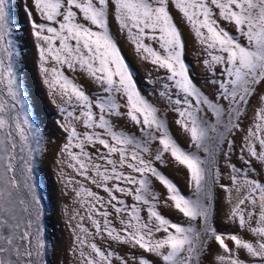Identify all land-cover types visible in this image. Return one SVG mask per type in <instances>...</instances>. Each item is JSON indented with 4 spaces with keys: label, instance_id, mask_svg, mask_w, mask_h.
<instances>
[{
    "label": "snow or ice",
    "instance_id": "6c2138e0",
    "mask_svg": "<svg viewBox=\"0 0 264 264\" xmlns=\"http://www.w3.org/2000/svg\"><path fill=\"white\" fill-rule=\"evenodd\" d=\"M13 8V0H0V264H46L33 167L43 138L21 79ZM174 13L203 49L212 96L189 75ZM26 15L43 83L62 102L67 140L61 155L67 159L61 162L82 178L61 173L83 209L69 218L77 220L79 264H264V182L252 175L256 165L264 170V108L253 124H243L250 98L264 91V0H32ZM113 23L135 54L164 70L159 96L188 135V149L142 94ZM68 72L83 74L97 95ZM112 117L126 118L136 133L117 131ZM234 154L242 167L232 162ZM170 164L186 170L190 195L160 170ZM217 190L235 231L215 224ZM161 207L181 220L165 217ZM112 242L126 245L131 256L118 255Z\"/></svg>",
    "mask_w": 264,
    "mask_h": 264
},
{
    "label": "rangeland",
    "instance_id": "374dc122",
    "mask_svg": "<svg viewBox=\"0 0 264 264\" xmlns=\"http://www.w3.org/2000/svg\"><path fill=\"white\" fill-rule=\"evenodd\" d=\"M13 12L17 21V42L21 52V79L27 93L28 103L30 106V114L32 121L41 130L42 146L41 150L35 154L33 161L36 182L38 185V194L41 198L42 207V230L43 239L45 241L44 259L46 264H79L78 255L74 253V233L73 229L77 220H71L70 216L74 215L76 210L83 215V209L75 202V197L70 188L65 187V177L61 176L64 172L76 179H82L75 176V173L67 169L62 160H66L65 156L61 155L63 145L67 140L61 124L64 122V114L60 112L59 106L62 102L59 97H54L50 94L48 87L43 83V78L38 68V51L37 42L34 40L32 30L26 15V8L32 6V0H13ZM174 17L180 27L185 39V54L184 60L189 67V75L193 82L207 95L212 96L214 89L207 83L208 73L203 64L206 58L202 47L193 38L191 31L185 23L181 21L179 14L174 13ZM37 22H40L39 20ZM235 35V30L230 25H222ZM112 32L117 38L118 44L122 50L126 62L130 65L134 73V79L137 81L138 87L142 94L156 107L160 109L162 116L167 117L170 134L175 138L179 145L185 149L189 148V137L183 133L176 125L175 114L170 111L167 101L159 96L161 84L165 81L161 79L165 75L164 70H157L150 62L144 61L140 56L134 53L133 47L125 40V38L117 31V25H111ZM241 42L243 43L242 38ZM155 47V45H153ZM70 77L74 76L76 82L82 85L85 91L92 97L97 95V90L94 83L90 82L83 74L67 73ZM264 91L253 95L249 100V107L246 113V118L243 120L245 127L250 126L255 122V113L259 108H264ZM113 126L117 131H126L136 133L135 126L132 125L126 118L112 117ZM78 131H85L80 125H77ZM237 145H239V136H237ZM99 147V146H97ZM155 145L153 149L155 150ZM75 151V150H74ZM95 155V150L89 149ZM167 158V157H166ZM232 162L237 167H242V162L237 158V155L232 156ZM160 167L159 165H157ZM160 170L172 179L180 188L182 193L190 195V189L187 182L186 170L179 166L169 165L161 167ZM227 176V171L223 170ZM252 175L255 178L264 182V170L256 165V173ZM86 183V182H85ZM93 191L98 192L101 196L107 197V194L91 184H86ZM154 187L157 191L163 193L165 189L154 181ZM235 195V194H234ZM131 204V198H127ZM111 211V209H109ZM161 213L171 219L173 222H178L181 217L178 213L168 208L161 207ZM229 209L224 202V193L217 190V203L215 224L218 229L223 231H235L234 226L227 224V213ZM146 215V213H142ZM86 226H90L87 219L84 220ZM114 224L119 227V222L114 220ZM246 239H252L247 233H241ZM98 245L107 247L104 241L97 240ZM112 250L118 255L128 254L131 256V251L126 245H118L112 242ZM211 251H216V246L213 245ZM242 258H246L241 253ZM211 260V257H208ZM207 264V261L205 262Z\"/></svg>",
    "mask_w": 264,
    "mask_h": 264
}]
</instances>
